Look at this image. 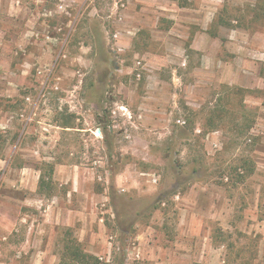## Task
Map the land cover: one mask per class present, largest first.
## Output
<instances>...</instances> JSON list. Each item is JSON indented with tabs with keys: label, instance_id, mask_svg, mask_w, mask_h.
Wrapping results in <instances>:
<instances>
[{
	"label": "rangeland",
	"instance_id": "374dc122",
	"mask_svg": "<svg viewBox=\"0 0 264 264\" xmlns=\"http://www.w3.org/2000/svg\"><path fill=\"white\" fill-rule=\"evenodd\" d=\"M258 155L264 0H0V264H264Z\"/></svg>",
	"mask_w": 264,
	"mask_h": 264
},
{
	"label": "trees",
	"instance_id": "16d2710c",
	"mask_svg": "<svg viewBox=\"0 0 264 264\" xmlns=\"http://www.w3.org/2000/svg\"><path fill=\"white\" fill-rule=\"evenodd\" d=\"M42 182V178L39 179ZM62 251L58 264H112L102 260L100 257L87 253L83 246L71 234L65 232L62 237ZM122 255L114 264H124V249L120 250Z\"/></svg>",
	"mask_w": 264,
	"mask_h": 264
},
{
	"label": "crops",
	"instance_id": "0c3cea01",
	"mask_svg": "<svg viewBox=\"0 0 264 264\" xmlns=\"http://www.w3.org/2000/svg\"><path fill=\"white\" fill-rule=\"evenodd\" d=\"M260 157V158H259ZM257 161H259V163H260V165L262 166V164H264V156L262 157V156H259L258 155V157L256 158V162ZM259 166V165H258ZM72 182L75 184V185H78V183H79V179H78V176H75V178L73 177V179H72ZM73 191L75 192V191H77L78 192V190L75 188V189H73ZM194 205L196 206V204L194 203ZM212 208V207H211ZM226 209V208H225ZM227 210V209H226ZM194 214H198V216H197V218H206V219H214V218H218L217 216H218V214H219V208H218V210L217 211H213V208L211 209V212L209 213V215L208 214H205V215H200L198 212H197V210L194 208V212H193ZM206 213H207V211H206ZM222 215V214H221ZM219 216V218L220 217H222V216ZM202 216V217H201ZM225 216H227V213L225 212ZM221 219V218H220ZM257 223H259L258 225H260L261 223L260 222H258V220L256 221ZM263 224V223H262ZM207 238V239H206ZM205 240H208V241H210L211 239H210V236H207L206 237V235H205V238H204ZM206 245H207V242H206ZM219 250V249H218Z\"/></svg>",
	"mask_w": 264,
	"mask_h": 264
}]
</instances>
